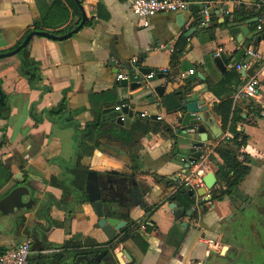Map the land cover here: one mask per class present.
Here are the masks:
<instances>
[{
    "label": "crops",
    "instance_id": "1",
    "mask_svg": "<svg viewBox=\"0 0 264 264\" xmlns=\"http://www.w3.org/2000/svg\"><path fill=\"white\" fill-rule=\"evenodd\" d=\"M182 1L188 3L186 12L158 14L144 27L130 12V0H78L85 20L77 32L64 40L32 37L18 54L0 58L8 107L7 118L0 119V169L10 174L3 185L0 174V253L26 240L33 243L31 231L39 225L46 231L40 234L43 248L32 251L30 264H264V76L255 99L235 98L259 68L257 62L242 67L246 50L264 52V33L255 22L264 0ZM54 2L0 0V55L19 47L42 21L46 26L39 29L49 35L64 29L57 37L76 29L80 10L76 14L61 0L63 17L62 9L53 12ZM203 2L212 5L207 27L197 22ZM224 17L256 33V40L243 38L247 49L236 44ZM177 44H184L182 51ZM219 53L229 56L223 70L212 62ZM22 61L29 68L25 72ZM135 62L136 68L165 74L144 93L130 92L116 77ZM185 63L194 71L185 72ZM155 87L163 88L161 95ZM171 94L177 105L168 103L169 109L164 103ZM192 101L208 108L199 114L206 142L194 149L200 158L188 161L199 135L180 132L178 109ZM225 101L230 114L224 128L216 108ZM121 104L132 111L130 117L122 114V121L113 111ZM234 112L240 119L235 116L232 123ZM229 127L242 136L237 151L249 171L231 195L212 200L222 185L215 149L233 139ZM196 170L215 175L207 193L211 200H194L191 214L174 220L182 209L172 196ZM89 171L97 173L104 216L126 222L112 239L98 227L88 201ZM25 186L36 201L27 211L11 196ZM138 230L146 238L130 237ZM102 253L99 262L79 258Z\"/></svg>",
    "mask_w": 264,
    "mask_h": 264
},
{
    "label": "water",
    "instance_id": "2",
    "mask_svg": "<svg viewBox=\"0 0 264 264\" xmlns=\"http://www.w3.org/2000/svg\"><path fill=\"white\" fill-rule=\"evenodd\" d=\"M73 1L76 3L78 9L81 12V22L76 27V29L67 33L66 35H63L61 37H56V38L44 32L32 31L25 37L24 41L20 44L19 47H17L15 50L9 53L0 55V58L14 56L18 54L22 49L26 47V45L29 43L32 37L43 36V37H49L51 39H56V40H64L67 37H70L73 33L77 32L82 27L85 17H84V13L82 12V8L78 0H73ZM223 10H226V7H224ZM223 21L227 23L226 26L229 29V33L235 37L236 44H238L239 46L241 47L243 46L245 49L248 48L249 45L242 44L241 40L243 38H246L247 40H256V36H257L256 33L254 34L248 33L246 29H243V27H241L239 24L231 22L230 19L227 17H224ZM197 22L200 23V19H198ZM194 31H196V28L194 27L189 29L186 33H184V37L188 38ZM228 58H229L228 55H223L222 53H219L213 57L212 62L218 69L223 70L225 60ZM133 66L135 68L137 67L136 62L133 63ZM135 68L131 69L130 67L127 66L126 67L127 79L124 81L118 82V85L120 87H128L130 92L136 91L139 88H141L142 89L141 92L144 93V91L148 90L147 86L149 84L153 83L156 79H162L163 74H165V72L163 71L152 72L151 69L149 68H144V67L143 68L138 67L136 69ZM183 70L185 72H189V71L193 72L194 68L188 65L187 63H185L183 64ZM196 76L200 81L203 80V77L200 74H197ZM193 78H194V74H191L188 77L189 80ZM162 90H163L162 87L153 88V91L158 95H161ZM116 92L118 96V101L122 103V99L119 94L120 90L118 89L116 90ZM138 96L140 97V95ZM4 97H5L4 93L0 87V105L4 102ZM122 98H125V96H122ZM144 98L150 99L151 96L144 95ZM203 104H204L203 101H192V102L186 103L182 108L178 109V111H180V115H179V121H180L179 125L181 126L180 132H183L188 135H194V134L199 135V142L192 144L191 156H190V159H188V161H191V160L195 161L200 158V152L198 150L202 148L203 146L202 143L206 142V129H205L204 121L199 116L200 113H206L208 110V108L204 107ZM121 113L123 115H127L128 117L132 115V111L129 110L128 106L122 107ZM135 114L140 115L141 113L136 112ZM119 124L121 125L120 122ZM194 149L195 150L198 149V150L194 151ZM181 158L184 159V157H181ZM217 167L218 165L216 164V169ZM87 181H88V184H87V189H86V195L88 197V201L91 203V207L96 217L98 218V223H97L98 227L100 228L102 233L106 235L108 239H112L115 236L116 232L122 230L126 226V222L121 221L118 218L104 216L103 210H102L99 182H98L97 173L95 171H89L87 173ZM216 181L217 180H216L215 175L209 172L202 177V183H203L202 188H198L193 191L188 186H184L182 187V189H180V193L186 194L188 197H191L194 200L203 198L202 200L204 201V198H206L205 201H210L211 197L207 193L215 186ZM11 196H12V199L14 198V200L17 201V203L22 204V206H24V211H27L29 209H33L36 207V201H34L33 199L29 197L26 186L17 187L13 189L11 192ZM171 206L173 208H178L177 204H171ZM44 207L45 205H43L41 210ZM182 214L183 213L173 214L174 220H179ZM186 214L190 215L191 212L187 211ZM69 224H70L69 221H66V224H65V230H67L66 232H68ZM45 232L46 231L42 229V227H40L39 225L33 226V229L31 231V235L33 236V243L31 247L32 251L40 252V250L43 248V243L40 240V234L41 233L44 234ZM136 235H141L144 238H146V235L144 234V232L140 230L134 231L130 235V237L133 238ZM102 256H103V253L98 255L97 257H93L92 255H89V256H81L79 258L83 259L86 263H91L93 261L99 262ZM129 264H132V263H129Z\"/></svg>",
    "mask_w": 264,
    "mask_h": 264
},
{
    "label": "built area",
    "instance_id": "3",
    "mask_svg": "<svg viewBox=\"0 0 264 264\" xmlns=\"http://www.w3.org/2000/svg\"><path fill=\"white\" fill-rule=\"evenodd\" d=\"M211 3L203 2L200 5V26L207 27L211 22ZM188 3L182 0H130V12L144 20L143 26L147 27L146 20L152 18L158 14L164 13H183L188 10ZM256 29L264 33V5L261 6L260 11L255 18ZM246 62L242 66L247 69L251 63H259V68L255 74L250 77L245 85L241 88L238 94L235 96L237 99H255L258 95V85L260 83V77L264 76V52H258L254 50H246L245 52ZM126 75H118L117 81L126 80ZM127 106L125 104L114 107L113 111L118 114L117 118L123 120L121 113L122 107ZM144 116V114H141ZM192 167L195 163H191ZM203 171L196 170L190 171L183 178L182 187L188 186L191 190H196L203 187L202 183ZM32 242L26 240L25 242L17 245L14 249L0 253V264H30V256L32 254Z\"/></svg>",
    "mask_w": 264,
    "mask_h": 264
},
{
    "label": "trees",
    "instance_id": "4",
    "mask_svg": "<svg viewBox=\"0 0 264 264\" xmlns=\"http://www.w3.org/2000/svg\"><path fill=\"white\" fill-rule=\"evenodd\" d=\"M66 2L68 3L70 7H72V9L74 10L76 14H79L78 7L73 0H66ZM262 5H264V3ZM60 9L63 10V17H64V15L66 14V10L64 9L63 3L61 2V0H55L54 5H53V12L59 11ZM233 15L236 16V11L233 12ZM257 15L258 13L255 15V18L257 17ZM58 16H60V14H58ZM54 18L56 17H52V19ZM45 26L46 25L44 24V21H42L35 26V30L41 32V29L39 28L45 27ZM63 30H59V31L51 32V33L54 37H57L56 35L63 34L64 32ZM18 45L16 46V48L18 47ZM183 48H184V44L176 45V50H178L179 52L182 51ZM173 65L175 66L176 63H174ZM21 68L24 72H25V69L26 71L29 69L25 67L24 61H22ZM168 103H172L173 108L174 106L177 105L174 95L171 94L165 98L164 104L166 105L167 108L171 109V106H168L170 105ZM216 112L218 114L220 113L222 117V127L225 128L228 122L229 114H230V101H225L224 103H221L220 105H218V107L216 108ZM7 114H8V107L6 106V103L3 102L0 105V119L7 118ZM235 116H236V121L240 119V117H237L238 115L236 114V112H234L232 123L236 122L234 119ZM229 131L232 132L233 139L228 142H224L223 144H220L215 149L216 155L222 161V165L219 168L218 173H217L219 182L222 185H221V190L218 191V193H214L212 195V200H218L222 198L223 196L231 195L233 189L236 188L245 179L249 171L248 167L239 161V153L237 151L239 147L236 141L238 139L242 140V136L240 133L234 131L233 128L229 127ZM122 137H124V135ZM0 174L2 176H5V179H3L1 182V184L3 185L4 182L6 183L10 179V174L8 173L7 170H4L3 168L0 169ZM172 198L178 202V204L180 205L182 209V213H186L188 210L194 207V203H195L194 199L191 197H188L186 194L180 193V190H177L176 193L172 196ZM146 229H148V227ZM138 239H139L138 235L134 237V240L138 241ZM143 249L144 248L142 247V250Z\"/></svg>",
    "mask_w": 264,
    "mask_h": 264
}]
</instances>
